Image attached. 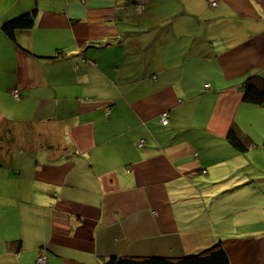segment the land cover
I'll list each match as a JSON object with an SVG mask.
<instances>
[{
  "label": "crops",
  "instance_id": "0c3cea01",
  "mask_svg": "<svg viewBox=\"0 0 264 264\" xmlns=\"http://www.w3.org/2000/svg\"><path fill=\"white\" fill-rule=\"evenodd\" d=\"M217 1L0 0V264H264V0Z\"/></svg>",
  "mask_w": 264,
  "mask_h": 264
},
{
  "label": "trees",
  "instance_id": "16d2710c",
  "mask_svg": "<svg viewBox=\"0 0 264 264\" xmlns=\"http://www.w3.org/2000/svg\"><path fill=\"white\" fill-rule=\"evenodd\" d=\"M36 16V8L31 11L24 12L3 22L1 26L2 30L9 37L15 39L16 32L18 30H26L34 26ZM245 86V100L252 103L264 105V77L258 76L257 80H254V78L251 77L247 81ZM242 138V135L235 126L229 129L228 140L232 144V146L239 152H244L249 148L246 140H243ZM102 264H231V261L222 242H219L200 252L187 254L180 257H169L161 255H111L104 258Z\"/></svg>",
  "mask_w": 264,
  "mask_h": 264
},
{
  "label": "built area",
  "instance_id": "2783aa9c",
  "mask_svg": "<svg viewBox=\"0 0 264 264\" xmlns=\"http://www.w3.org/2000/svg\"><path fill=\"white\" fill-rule=\"evenodd\" d=\"M210 5L215 7L218 4L217 0H208ZM83 62L87 65V66H93L96 65V62L93 59H89V58H84ZM206 86H209L208 84ZM13 96L16 99H19L21 97V90L19 88H15L13 90ZM169 112L168 111H163L160 115V120L161 123L163 125H167L169 123ZM143 143V140L141 141V144ZM37 263L38 264H51L49 257L47 255V253L45 251H42L38 257H37Z\"/></svg>",
  "mask_w": 264,
  "mask_h": 264
},
{
  "label": "bare ground",
  "instance_id": "6f19581e",
  "mask_svg": "<svg viewBox=\"0 0 264 264\" xmlns=\"http://www.w3.org/2000/svg\"><path fill=\"white\" fill-rule=\"evenodd\" d=\"M84 63V62H83ZM85 64V63H84ZM86 65V64H85Z\"/></svg>",
  "mask_w": 264,
  "mask_h": 264
},
{
  "label": "clouds",
  "instance_id": "9594fccd",
  "mask_svg": "<svg viewBox=\"0 0 264 264\" xmlns=\"http://www.w3.org/2000/svg\"><path fill=\"white\" fill-rule=\"evenodd\" d=\"M14 90V89H13ZM12 93H13V91H12Z\"/></svg>",
  "mask_w": 264,
  "mask_h": 264
}]
</instances>
